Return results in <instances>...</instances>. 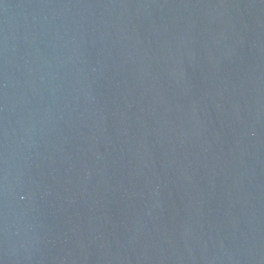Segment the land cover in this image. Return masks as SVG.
<instances>
[{
  "label": "water",
  "instance_id": "water-1",
  "mask_svg": "<svg viewBox=\"0 0 264 264\" xmlns=\"http://www.w3.org/2000/svg\"><path fill=\"white\" fill-rule=\"evenodd\" d=\"M0 264H264V0H0Z\"/></svg>",
  "mask_w": 264,
  "mask_h": 264
}]
</instances>
